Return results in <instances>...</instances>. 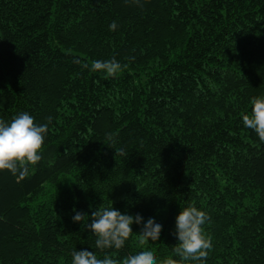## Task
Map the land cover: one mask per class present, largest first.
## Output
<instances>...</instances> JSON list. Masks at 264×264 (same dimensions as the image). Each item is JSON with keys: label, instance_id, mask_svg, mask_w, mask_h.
Masks as SVG:
<instances>
[{"label": "trees", "instance_id": "obj_1", "mask_svg": "<svg viewBox=\"0 0 264 264\" xmlns=\"http://www.w3.org/2000/svg\"><path fill=\"white\" fill-rule=\"evenodd\" d=\"M113 58L115 76L84 67ZM255 96L264 0H0V119L53 117L30 175L0 171V264L102 256L72 216L111 203L162 219L144 245L160 262L177 259L175 218L191 204L210 216L205 264H264V142L242 123ZM133 230L111 255L141 247Z\"/></svg>", "mask_w": 264, "mask_h": 264}, {"label": "clouds", "instance_id": "obj_2", "mask_svg": "<svg viewBox=\"0 0 264 264\" xmlns=\"http://www.w3.org/2000/svg\"><path fill=\"white\" fill-rule=\"evenodd\" d=\"M139 4L140 0H136ZM117 29L116 21L109 25V30ZM89 71L105 76H115L123 65L115 58L111 60H93L84 65ZM250 113L242 116L245 128L252 129L261 142H264V96H255L250 101ZM53 117H47L46 123H37L28 112H20L11 121L0 119V171L7 170L13 176L24 179L30 170L42 160V152ZM106 139L115 143L114 134L106 133ZM108 145V144H107ZM116 153L125 156L123 148ZM113 202V201H112ZM73 222H81L96 237L95 247L103 255L98 256L89 248H73L69 264H185L187 261L205 264L209 251L213 248L212 240L204 232V225L210 220L209 214L195 205L181 208L175 218L173 235L178 241L173 249L175 257L158 261L156 251L144 246L147 241H154L160 234L163 221L155 215L145 218L140 213L122 212L113 203L100 206L89 216L74 209ZM90 221V222H89ZM139 225L138 250L129 252L122 260L110 254L109 250H122L133 235V225Z\"/></svg>", "mask_w": 264, "mask_h": 264}]
</instances>
